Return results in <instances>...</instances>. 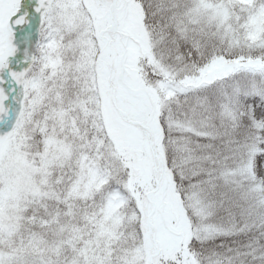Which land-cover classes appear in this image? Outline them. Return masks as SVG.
<instances>
[{
  "label": "snow or ice",
  "instance_id": "snow-or-ice-1",
  "mask_svg": "<svg viewBox=\"0 0 264 264\" xmlns=\"http://www.w3.org/2000/svg\"><path fill=\"white\" fill-rule=\"evenodd\" d=\"M0 264H264V0H0Z\"/></svg>",
  "mask_w": 264,
  "mask_h": 264
}]
</instances>
